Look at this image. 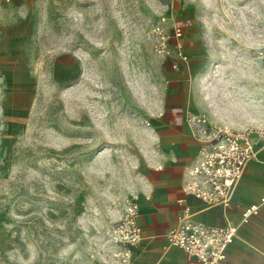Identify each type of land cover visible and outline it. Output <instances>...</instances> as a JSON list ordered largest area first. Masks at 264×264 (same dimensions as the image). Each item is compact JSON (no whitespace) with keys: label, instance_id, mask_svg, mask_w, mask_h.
Masks as SVG:
<instances>
[{"label":"rangeland","instance_id":"obj_1","mask_svg":"<svg viewBox=\"0 0 264 264\" xmlns=\"http://www.w3.org/2000/svg\"><path fill=\"white\" fill-rule=\"evenodd\" d=\"M2 23L16 34L0 71V264H112L148 110L185 47L209 59L202 85L233 98L246 79L264 102V0H0Z\"/></svg>","mask_w":264,"mask_h":264},{"label":"crops","instance_id":"obj_2","mask_svg":"<svg viewBox=\"0 0 264 264\" xmlns=\"http://www.w3.org/2000/svg\"><path fill=\"white\" fill-rule=\"evenodd\" d=\"M13 31L12 25L0 24V71H11L14 48L11 41L12 34H16ZM14 37L23 40L19 35ZM185 55L191 63L170 74L163 92L148 110L153 147L133 195L138 204L137 223L142 234L139 245L133 249V263L185 264V253L167 246L164 234L177 225L180 216L186 215L207 225H237L222 264H264V203L260 202L264 196V137L258 141L254 157L235 185L228 206L207 205L183 190L187 166L201 144L192 133L188 114H204L211 121L234 128L256 127L264 119V102L258 105L250 100L251 85L246 79L242 80L243 85L241 82L235 85L238 92L233 98L227 96V91H221L224 81L202 85L203 77L205 79L210 72V62L203 48L198 45L185 47ZM192 73L195 74L193 80L182 81L185 74ZM199 75L203 76L202 80ZM211 88L220 91L223 99L212 100L207 96L213 91ZM255 203L258 204L257 213L242 222L244 208Z\"/></svg>","mask_w":264,"mask_h":264},{"label":"built area","instance_id":"obj_3","mask_svg":"<svg viewBox=\"0 0 264 264\" xmlns=\"http://www.w3.org/2000/svg\"><path fill=\"white\" fill-rule=\"evenodd\" d=\"M187 121L201 144L197 155L187 166L183 190L207 205L228 206L235 185L254 157L258 141L264 137V119L255 129H232L224 123L209 120L204 114L189 113ZM260 202L264 203V196ZM257 211V203L245 207L242 222H247ZM137 216L138 204L132 196L125 202L111 232L116 250L112 264H134L133 249L142 239ZM236 232L237 225L232 223L207 225L182 215L177 225L169 228L164 237L167 246L185 253V264H222Z\"/></svg>","mask_w":264,"mask_h":264},{"label":"bare ground","instance_id":"obj_4","mask_svg":"<svg viewBox=\"0 0 264 264\" xmlns=\"http://www.w3.org/2000/svg\"><path fill=\"white\" fill-rule=\"evenodd\" d=\"M238 104V103H237ZM233 109V108H232Z\"/></svg>","mask_w":264,"mask_h":264}]
</instances>
